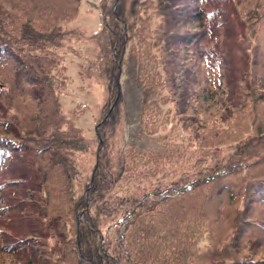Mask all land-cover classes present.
<instances>
[{
	"label": "trees",
	"instance_id": "trees-1",
	"mask_svg": "<svg viewBox=\"0 0 264 264\" xmlns=\"http://www.w3.org/2000/svg\"><path fill=\"white\" fill-rule=\"evenodd\" d=\"M81 2L0 0V264H264L263 0H102L93 137L62 102ZM131 46L159 151L119 130Z\"/></svg>",
	"mask_w": 264,
	"mask_h": 264
},
{
	"label": "rangeland",
	"instance_id": "rangeland-1",
	"mask_svg": "<svg viewBox=\"0 0 264 264\" xmlns=\"http://www.w3.org/2000/svg\"><path fill=\"white\" fill-rule=\"evenodd\" d=\"M101 1L102 0H82L80 15L71 23L72 27L82 30V37L80 41H75V39L71 40L74 47L70 49L66 48L64 51L66 56L64 62L67 66L66 72L70 76L69 90L74 92V94H69L68 96L64 95L62 97L63 106L66 111L70 112L72 107L78 102L86 105L87 109L78 120V125L88 137H93L95 133V118L105 99L106 89L102 80L91 76L87 70L82 69L84 61L78 53L81 52V55L84 56L83 54L86 53V50L91 48V37L96 34L103 25V12L100 6ZM253 6L254 3L252 2L248 3V5L243 4L241 10L246 11L248 7L251 8ZM242 19H245L244 16ZM195 25V22H191V25L187 27L188 30L186 31L192 32L195 29ZM257 43L258 41L250 43L252 58L255 57V53L260 48V45ZM133 50L134 48H132V46L128 50L121 75L125 101L122 106L123 109L121 107L122 118L120 119L121 126L119 130L121 133H124L126 148L134 146L147 152L159 151L164 147V140H161L163 132L149 137L144 133L142 128V89L137 81L136 59ZM184 56H186V58H191L192 54L190 51H186ZM148 182L149 181H144L141 185L146 186ZM151 182L155 183L157 181L156 179H152ZM92 186L93 182H91L89 189H91ZM13 222L14 221H11L10 223ZM205 244V241L201 243V245ZM243 256L264 259V250L246 251Z\"/></svg>",
	"mask_w": 264,
	"mask_h": 264
}]
</instances>
